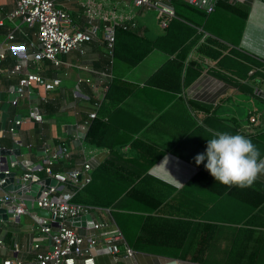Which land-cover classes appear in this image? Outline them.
<instances>
[{"label":"crops","instance_id":"0c3cea01","mask_svg":"<svg viewBox=\"0 0 264 264\" xmlns=\"http://www.w3.org/2000/svg\"><path fill=\"white\" fill-rule=\"evenodd\" d=\"M55 1L69 12L73 28L88 25L86 4L90 0ZM94 2L101 14L133 22L137 31L151 41L163 43L168 39L172 46L153 47L143 57L128 55L131 63L139 58L124 77L139 87L136 91L108 87V49L103 35L85 43L84 53L73 51L63 55L60 67L48 60L30 62L10 78L7 73L18 59L13 51H7L0 63L1 147L12 148L14 138L5 131L14 126L18 115L25 119L16 128V139L24 146L23 155L11 169L21 172L23 161L39 166L47 155L45 149L57 154L66 145L70 156L78 154L83 140L75 137L77 127L96 111L108 124L103 142L87 146L95 149L97 164L107 162L111 151L130 160L157 157L154 153L142 155L134 147L136 143L154 148L155 153L164 151L163 157L149 168V176L142 177V184L155 195H167L157 209L130 201L139 218L132 236L122 233L135 252L134 257L121 253L115 261L112 255L100 253L96 256L97 264H264V176L251 187L231 186L222 193L191 182L201 171L209 173L206 159L199 165L195 162L197 155L206 152L207 140L212 138L208 128L244 135L264 158V96L257 93L258 89L264 90V0L249 3L239 45L221 41L228 48L212 45L198 13L189 15V20L178 18L180 25L169 32L172 22L163 29L156 11L155 14L138 8L131 0ZM14 7L13 0H0V45L15 30L12 46H27L34 53L38 44L36 29L9 20ZM98 22L102 31L110 24L101 18ZM217 51L221 54L214 57ZM34 72L61 83L51 91L33 84L18 105L10 107L7 129L2 130L1 106L9 99L11 87ZM44 96L46 101L41 99ZM48 100L49 112L42 105ZM35 109L43 113L42 123L26 120ZM253 118L255 122L251 121ZM164 161L167 171L181 185L166 173L161 165ZM83 191L76 194L75 201L98 208L82 195ZM24 222L19 227L10 226L8 249L0 250V260L21 259L34 264L37 252L30 249L32 240L43 244L40 252L48 250L50 239L32 230L35 220L25 216ZM115 225H119L117 220ZM76 229L83 232L85 228ZM16 244L19 249H15Z\"/></svg>","mask_w":264,"mask_h":264},{"label":"built area","instance_id":"2783aa9c","mask_svg":"<svg viewBox=\"0 0 264 264\" xmlns=\"http://www.w3.org/2000/svg\"><path fill=\"white\" fill-rule=\"evenodd\" d=\"M15 7L9 15V20L17 24L25 25L30 29H36L37 51L30 53L27 46L14 47L12 42L16 38L15 30L11 31L3 44L0 45V63L6 58L7 51H13L17 55L16 65L8 71V77H13L22 72L30 62L41 63L44 60L50 61L54 67H60L61 57L73 51L84 53L83 45L87 42L103 39L108 42L109 54L113 56L115 44V27L126 22V19H117L111 14H101L97 10L94 0H90L87 7L88 25L83 29L72 27L71 16L67 10L60 7L55 0H13ZM174 0H131L138 8H145L148 11H156L163 29L168 27L169 21L176 18V8ZM188 5L206 14L215 11L221 0H185ZM229 4L255 3L258 0H227ZM100 8V7H99ZM99 18L110 24L105 25L102 31L99 25ZM15 23V24H16ZM0 24H2L0 22ZM16 26H21L17 25ZM133 26H136L133 23ZM109 76V75H108ZM110 79L112 75L109 76ZM60 80L49 81L40 73H28L26 77L20 79V97L13 102L16 106L19 100L24 97L33 84L44 87L46 91L56 89L60 85ZM257 93L264 96V90L258 89ZM46 101L47 97L41 98ZM97 117V112L89 114V119ZM27 121L43 122L41 113L30 111ZM25 119L17 120L14 126L10 127L5 134H10L14 138V143L19 142L21 155H23V144L16 139V127L21 126ZM255 122L253 118L251 120ZM89 126L86 120L77 127L75 137L81 139L80 153L83 161L67 172L54 173L52 166L58 162L68 159L71 152L66 145L60 153H52L45 149L46 157L39 166H27L22 171L16 173L14 185L20 186L16 191H7L4 185L7 183L9 175L14 172L11 166H5L0 160V209L4 208L8 219L0 217V250L8 249L7 236L10 235V226L19 227L23 224L25 216H30L35 220L32 230L40 232L50 239L48 250L40 252L41 242L32 240L30 249L36 251L34 264H97L96 256L100 253L112 255L118 261L121 253L125 257H134L135 252L126 242L119 227L115 225L109 211L103 212L104 218L100 217L99 209L74 202L76 194L83 191L93 181L94 164H97V153L95 149H88L85 142V134ZM5 136V135H3ZM0 142V147H1ZM27 149L31 145L26 146ZM20 155V156H21ZM19 156V157H20ZM52 178L58 182L57 186L46 187L40 197L29 195L34 185L41 181ZM19 194V191H24ZM27 199L37 202L39 208L48 212L49 216L42 217L37 213L30 212L25 201ZM95 213H98L96 216ZM90 214L94 218V227L85 228L83 232L69 226L70 219L78 218ZM101 214V215H102ZM100 217V218H99ZM113 226V228H111ZM15 249H19L17 244ZM18 251V250H16ZM0 264H26L21 259H2Z\"/></svg>","mask_w":264,"mask_h":264},{"label":"trees","instance_id":"16d2710c","mask_svg":"<svg viewBox=\"0 0 264 264\" xmlns=\"http://www.w3.org/2000/svg\"><path fill=\"white\" fill-rule=\"evenodd\" d=\"M173 2L176 8V18L169 21V23L172 22L170 26L168 25L169 32L174 30L172 29V27L176 28V25L178 23L180 25L178 18L189 20V15L198 13L200 19L204 22L203 27L205 31L210 34L209 41L212 43V45L216 47L220 46L222 48H228L226 45H223L221 41H226L231 46L235 47L239 45L245 22L249 15V3H247L246 5L245 3H238L233 5L229 4L227 0H221L213 13L206 14L197 9H194L193 7L188 5L185 0H174ZM137 30V25L133 26V22L130 21H126L123 24L117 25L115 27V44L113 48V56L109 54L108 42L104 40L106 48L108 49V54L106 55L107 63L105 68L109 73V76L112 75V78L108 82V87L110 88L119 86L130 89L132 91H136L139 88L138 86L124 80L127 72H129L133 68V66L138 62L139 59H134L131 63L128 60V55L136 54V57H143L145 54L150 52L153 47L164 48L172 46L168 39L164 40L163 43H160V41L153 42ZM220 54L221 52L217 51L214 57H217ZM42 105L45 110L49 112L50 100L42 103ZM87 120L89 121V126L85 134V142L90 145L100 144L101 142H103V139L106 135L108 124L98 115L94 119H89L88 115ZM134 147L139 149L142 155H150V153H154L155 155H157V157L152 160L142 159V157L140 159L130 160L120 156L118 152L111 151L107 162L99 165L94 164L93 181L82 192V195H86L90 204L96 205L87 196L86 191L89 190L90 186L93 184L94 176L100 172H105V166L109 164L118 165L124 167L127 171H130L135 175L141 177L149 176L147 174L149 168L153 166V164L161 159L165 154L164 151L157 150V153H155L153 152V150H155L154 148H149L147 145H141L139 143H136ZM74 161L82 162L83 155L78 152V154H76L75 156H70L68 159L54 164L52 166V170L54 173H63L70 171L76 166V164L73 163ZM191 182L194 185L208 190H216L219 193L225 192L229 188H231L229 186L220 184L211 174L205 171H201L199 174H197V176H195ZM130 189L131 190L129 191V194L133 200L142 203L151 209H157L160 206L161 201L159 199L146 193L139 192L138 189L135 190V187H131ZM75 199L76 198H74V202H76ZM263 199L264 197H262V200ZM69 226L72 227L71 224H69Z\"/></svg>","mask_w":264,"mask_h":264},{"label":"clouds","instance_id":"9594fccd","mask_svg":"<svg viewBox=\"0 0 264 264\" xmlns=\"http://www.w3.org/2000/svg\"><path fill=\"white\" fill-rule=\"evenodd\" d=\"M206 130L212 134V138L207 140L206 152L197 155L195 162L199 165L206 159L205 168L216 181L229 187L245 188L264 176V158H261L260 150L251 139L238 133L213 131L211 128ZM165 161L161 165L172 177L165 167L168 161ZM174 181L181 185L176 179Z\"/></svg>","mask_w":264,"mask_h":264},{"label":"rangeland","instance_id":"374dc122","mask_svg":"<svg viewBox=\"0 0 264 264\" xmlns=\"http://www.w3.org/2000/svg\"><path fill=\"white\" fill-rule=\"evenodd\" d=\"M150 12L155 13L154 11ZM104 171L105 172H100L94 176V182L90 186V189L86 191V194L98 207L95 208V211H97V209H99L100 213L109 211L112 214L114 222L117 220L119 224L118 227L120 226L119 228L122 230L125 237H130L134 234L133 229L139 218V215L133 212L135 211L134 207H131L129 204L130 201L135 202L129 194L130 188L135 187V190L138 189L139 192L151 195L161 201L162 198L167 195L153 194L143 187L142 183L144 179L141 176L127 171L122 166L109 164L105 166ZM120 210L122 211L114 213ZM95 215L97 216L98 213H95ZM23 223H25L24 220ZM142 233L145 235V227H143ZM197 253H199V251Z\"/></svg>","mask_w":264,"mask_h":264},{"label":"water","instance_id":"95a60500","mask_svg":"<svg viewBox=\"0 0 264 264\" xmlns=\"http://www.w3.org/2000/svg\"><path fill=\"white\" fill-rule=\"evenodd\" d=\"M10 90H11V94L9 96V99L6 102H4L1 106V111H2L1 128L2 130L7 129L8 120L10 117V113H9L10 107L13 105V102L20 97L18 84L13 85ZM35 111L36 113H38L37 109H35ZM21 119H22L21 115H18L16 117V121L21 120ZM16 128L18 129L19 126H17ZM20 155H21V147L19 145V142L18 143L15 142L11 149L0 147V160L5 166H14L15 164H17L18 157ZM32 164H33L32 161L22 162L23 168L27 166H31ZM15 176H16L15 172H12L9 175V178L7 179V183L3 186L4 189H6L7 191H16L17 189L20 188V186L16 187L14 185ZM3 177L4 175L1 174L0 179H2ZM57 185H58V182L55 179L47 178L41 181L39 184L34 185L29 195L33 197H40L44 188L51 187V186H57ZM24 192H26V190L19 191V194H23ZM25 204L27 208L30 210V212L37 213L39 216L46 217V218L49 216L46 210L39 208L37 202H32V200L27 199L25 201ZM0 217L3 218L4 220L8 219V215L4 208L0 209ZM70 223L74 228H88V229L93 228L95 224L94 218L90 214L82 216V217H78V218H72L70 219ZM12 246L14 247V242Z\"/></svg>","mask_w":264,"mask_h":264}]
</instances>
